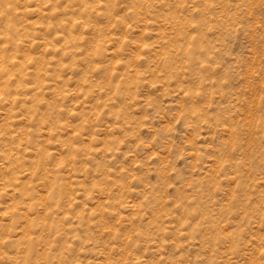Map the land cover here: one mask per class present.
<instances>
[{
  "label": "rangeland",
  "instance_id": "1",
  "mask_svg": "<svg viewBox=\"0 0 264 264\" xmlns=\"http://www.w3.org/2000/svg\"><path fill=\"white\" fill-rule=\"evenodd\" d=\"M0 264H264V0H0Z\"/></svg>",
  "mask_w": 264,
  "mask_h": 264
}]
</instances>
